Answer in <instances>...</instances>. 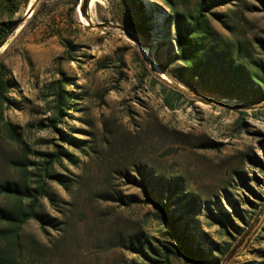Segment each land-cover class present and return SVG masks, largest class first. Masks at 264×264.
Masks as SVG:
<instances>
[{
  "label": "rangeland",
  "instance_id": "rangeland-1",
  "mask_svg": "<svg viewBox=\"0 0 264 264\" xmlns=\"http://www.w3.org/2000/svg\"><path fill=\"white\" fill-rule=\"evenodd\" d=\"M199 1L175 6L192 14ZM205 1L232 51L264 62V0ZM91 2L0 0V29L13 27L0 64L16 84L5 118L29 148L30 183L45 181L48 192L38 205L44 225L23 226L19 264H264V103L246 106L167 76L155 62L168 53L166 37L150 41L135 29L145 16L166 19L160 1ZM157 73L185 88L176 109L164 105ZM57 89L72 104L64 116ZM57 150L71 160L50 166L37 154ZM22 155L0 121V215L11 209L3 188L20 179ZM149 194L179 217L203 257L180 248ZM5 243L0 235V252Z\"/></svg>",
  "mask_w": 264,
  "mask_h": 264
},
{
  "label": "trees",
  "instance_id": "trees-1",
  "mask_svg": "<svg viewBox=\"0 0 264 264\" xmlns=\"http://www.w3.org/2000/svg\"><path fill=\"white\" fill-rule=\"evenodd\" d=\"M4 1L10 7H14V3H19V0ZM158 1L170 11L166 19L157 23L145 16L140 23L135 24V29L150 41L159 35H161L159 37H166L161 46H167L168 53L165 55L159 51L155 56V62L167 76L175 78L188 89L221 95L246 106L264 103V62L256 63L252 56L241 54L239 49L236 52L232 51L229 43L213 24V19L207 14L212 13L211 15L215 16L213 12H210L212 5L205 0H200L194 13L183 14L176 9V0ZM29 2L30 0H23L25 5ZM17 9L18 6H15L14 11ZM12 28L5 24V27L0 29V45L7 40V34ZM150 46L152 47L153 44ZM8 76L7 68L1 63L0 121L3 122V129L11 143L20 148L23 155L14 161L20 173V179L3 188L12 203L11 209L3 211L0 215V223H2L0 235L6 240L0 252V264H19V240L23 226L30 219H35L44 225L43 217L38 212V205L40 200L48 195V192L47 182L34 180L35 182L30 183L29 148L23 139L20 126L5 118V111L12 103L9 94L16 89L15 82ZM156 80L163 84L164 105L170 109H176V103H179L186 94L184 90L164 84L159 77ZM66 93L58 89L54 93L55 108L60 116L66 115L68 110L73 109L65 96ZM65 138L66 136L62 133L61 139ZM78 142L77 139L72 138L70 143L79 147ZM37 154L48 157L46 163L50 166L55 163L60 164L64 158L71 160L70 154L63 150ZM46 176L59 183H64L58 174L48 173ZM149 198L157 206H163V219L171 227L174 239L181 244L180 248L187 254L195 252L203 257L201 248L190 246L193 242L192 237L185 227L181 229L179 217L167 215V210L161 201L153 198L151 194Z\"/></svg>",
  "mask_w": 264,
  "mask_h": 264
},
{
  "label": "water",
  "instance_id": "water-1",
  "mask_svg": "<svg viewBox=\"0 0 264 264\" xmlns=\"http://www.w3.org/2000/svg\"><path fill=\"white\" fill-rule=\"evenodd\" d=\"M34 1H36V0H34ZM33 12H34V6H33V4H31V6H29V8H28V10H27V12H26V17H23V18H22V21H24L26 18L32 16ZM4 44H5V41L2 42V44L0 45V48H1ZM153 66H154V63H152L151 67L153 68ZM158 75H159V74H158ZM159 77H160V79L164 80L166 83H168V84H170V85H173V86H175V87L181 88V89H183V90L185 89L184 87L180 86L179 84H174L173 82L168 81L166 78H164V77L161 76V75H159Z\"/></svg>",
  "mask_w": 264,
  "mask_h": 264
},
{
  "label": "bare ground",
  "instance_id": "bare-ground-1",
  "mask_svg": "<svg viewBox=\"0 0 264 264\" xmlns=\"http://www.w3.org/2000/svg\"><path fill=\"white\" fill-rule=\"evenodd\" d=\"M32 1V0H31ZM97 2H99V0H92L91 4H97ZM100 4V3H99ZM98 8V7H97ZM144 52V51H143ZM144 54L146 55V53L144 52ZM154 69V68H153ZM158 74V73H157ZM170 79V78H169ZM169 81V80H168ZM170 81H172V79H170ZM173 82V81H172Z\"/></svg>",
  "mask_w": 264,
  "mask_h": 264
}]
</instances>
